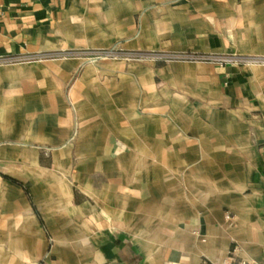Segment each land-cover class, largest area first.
Here are the masks:
<instances>
[{
  "label": "crops",
  "instance_id": "obj_1",
  "mask_svg": "<svg viewBox=\"0 0 264 264\" xmlns=\"http://www.w3.org/2000/svg\"><path fill=\"white\" fill-rule=\"evenodd\" d=\"M262 55L264 0H0V264H264Z\"/></svg>",
  "mask_w": 264,
  "mask_h": 264
},
{
  "label": "built area",
  "instance_id": "obj_2",
  "mask_svg": "<svg viewBox=\"0 0 264 264\" xmlns=\"http://www.w3.org/2000/svg\"><path fill=\"white\" fill-rule=\"evenodd\" d=\"M189 58H192V59H200L201 58V59L217 62L219 64H224L226 62H238L240 60V58H238L236 56L214 57V56H211V55L200 56V57L190 56ZM247 61L264 64V55L258 56V57L248 58Z\"/></svg>",
  "mask_w": 264,
  "mask_h": 264
},
{
  "label": "rangeland",
  "instance_id": "obj_3",
  "mask_svg": "<svg viewBox=\"0 0 264 264\" xmlns=\"http://www.w3.org/2000/svg\"><path fill=\"white\" fill-rule=\"evenodd\" d=\"M84 57L91 60H101L110 57L109 51H88L85 53Z\"/></svg>",
  "mask_w": 264,
  "mask_h": 264
}]
</instances>
